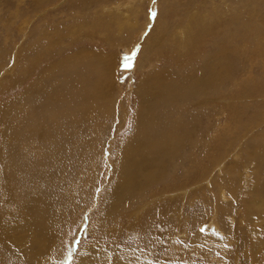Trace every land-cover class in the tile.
Instances as JSON below:
<instances>
[{
	"label": "rangeland",
	"instance_id": "1",
	"mask_svg": "<svg viewBox=\"0 0 264 264\" xmlns=\"http://www.w3.org/2000/svg\"><path fill=\"white\" fill-rule=\"evenodd\" d=\"M175 1L184 2L0 0V129L9 128L8 119L13 115L17 116L18 120L15 122L19 125V131H22V126L30 117H37L34 122H29L24 127L23 130H26L15 141L14 138L8 139L9 136L2 137L6 144L0 145V192L8 205L6 204L0 218L1 230L3 225H21L24 217L22 205L20 206L22 195L20 192L16 194L15 190L19 191L22 187V176L28 179L25 182L28 187V182L36 179L35 175L44 163L40 154L43 134H37V138L35 132L47 123L39 112L43 109L42 101L38 99L43 95L39 93L40 85L37 82L39 76L43 75L45 66L63 60L70 52L80 48H103L114 57L112 59L116 63L115 76L111 83L113 85L110 87L112 89L104 96L106 111L96 116V120L101 121L91 130L92 142L88 150L80 156L72 152L78 140V124L71 120V115L75 113L73 106L61 109L55 120L59 124L56 139L66 143L69 146L68 151L72 153L69 156L73 163L71 170L63 173V177L73 181V198L66 204V201L62 203L59 200L55 203L60 218L53 217L58 220L53 223L52 219V223L54 228H60V234L57 243L52 245L49 252L38 255L42 264H90L93 257L99 262L113 248L135 249L144 259L148 257L150 264H247L244 257L247 248L244 244L250 248V228L258 234L253 238L264 237V194L261 202L251 207V214L246 211L247 206L236 202L241 198L252 199L261 189L264 192V0H202L210 7L205 20L208 23H204L203 27L207 29L210 25L211 34L206 37L194 36V40L196 37L198 39L196 43L199 42V49L193 50L188 45V48H181L177 52L171 41V51L159 47L153 49V46L145 42L147 38H153L157 21L172 19L171 24L174 21L178 24V15L190 10L187 7L200 2L185 0L187 9L183 10L176 8V4H171L176 3ZM214 2L218 13L215 16L218 18L209 21L213 16ZM250 8L253 11L250 12ZM149 9L156 11L154 18L149 16ZM205 13L207 12L202 11V14L199 12L197 15L202 17ZM172 14L177 16L176 20ZM117 16L128 18L134 23L133 27H127L133 32L130 38L123 40L121 33L117 31L120 23L116 21ZM251 16L254 18L250 19ZM207 31L209 32V28L205 34ZM194 32L198 33L196 29ZM159 33H164L167 37L171 35L166 34V28ZM174 35L173 38H177L179 34ZM215 43L224 46H221L219 58L227 61L225 63L228 65V72L225 69L226 76L222 77L225 82L208 93L205 90L200 94L186 95L171 91V98L166 100L168 84L173 79L183 80L185 77L180 76L182 72H187V76L192 75L191 69L210 50L214 51ZM134 49L136 51L132 54ZM126 55H131L128 66L124 62ZM29 64H32L31 67ZM23 66L26 67L25 72ZM140 84L154 92L151 99L153 111L159 100H162L163 104L157 106L159 119L167 117L173 120L177 116L183 118L195 113L203 114V117L193 131L191 149L186 148L179 154H174V148L170 144V157L165 158V177L162 182H156L155 187L143 191V197L147 199H143V202L136 200L137 207L126 208L131 197L125 198L120 207L121 213L106 220L104 203L118 174L121 145L134 132V91ZM30 89L32 97L27 96ZM185 90L188 91L186 88ZM242 97L247 98L243 100ZM202 99L212 102L199 105L198 101ZM195 102L197 106L194 109L192 104ZM87 114L93 116L90 110ZM153 117L152 120H157L154 114ZM228 129L233 133L224 134ZM167 130L169 129L163 130L164 134ZM241 133L244 134L241 140L234 141L233 136ZM258 140L263 144H260L261 150L252 159H248L246 148ZM11 143L23 145L19 149L14 146L15 153H11L15 154L10 160L17 166L16 175L15 172L7 173L4 169V156L6 150L11 149ZM225 143L230 147H224ZM151 148L152 153L158 151L160 154L159 146L153 145ZM226 148H229L228 151ZM220 154L224 161L219 162L221 170H217L214 158ZM243 157L245 162H242ZM59 170L58 168L55 174H59ZM51 173L52 178L59 177L54 176L52 171ZM239 174L242 175L240 177L243 182L241 190L233 194L232 198L222 197L223 193L216 188L217 185L220 188L219 181ZM203 178L210 181V185L206 181H200ZM214 179L215 184L212 181ZM54 184L57 185L58 181L54 180ZM167 191L173 192L172 195H168ZM138 192L139 197L141 193ZM33 199H36L35 194L29 196L30 202ZM224 202L229 206L227 214H221L216 208ZM139 206L141 209L135 213ZM116 210L117 208H113L109 214ZM258 212H262L263 218L258 217ZM212 222H216L219 228L214 224L213 227ZM196 231L201 234L199 240L193 239ZM234 234L236 236L230 240ZM4 235H9L11 239L26 237L22 229L9 234L5 232ZM249 236L252 237V234ZM38 238L43 239L41 236ZM91 242L96 246L88 245ZM87 245L94 250V256H84ZM1 248L2 243L0 253ZM257 251V261L253 264H264V242ZM235 256L238 260L233 261ZM7 258L1 253L0 264H12L10 258Z\"/></svg>",
	"mask_w": 264,
	"mask_h": 264
},
{
	"label": "bare ground",
	"instance_id": "2",
	"mask_svg": "<svg viewBox=\"0 0 264 264\" xmlns=\"http://www.w3.org/2000/svg\"><path fill=\"white\" fill-rule=\"evenodd\" d=\"M217 2L218 1H216V3ZM171 4H176V8H182L183 10L190 8V10L184 11L181 15H178L179 16L178 24L176 23V21H174V23L171 24L170 20L172 19L168 21L162 20L161 22L157 21V23L155 22L156 29L153 30L155 31V33L153 34L154 36L153 38L152 37L147 38L148 40L145 43L148 42L149 46H153V49L159 47L160 49L166 48L170 51L173 48L171 46L174 45V48L177 50V52L178 50L180 52L181 48H188V45H191L193 50L199 49L197 48V44L199 42L196 43L198 40L197 37H199L198 35H200V37L201 36L206 37V35L211 34L210 25L208 27L209 32L207 31V34H205V32L208 28L204 29L203 27L204 23H208L205 22V20L208 18L209 15L208 10H210L209 9L210 7L207 6L205 3H203L202 0H200L199 4L196 5L194 3L192 7H187V8H186L187 1L185 0L184 2H176ZM202 4H205L204 5L205 7L202 6L203 9H200ZM229 8H227V10H229ZM197 9L200 10L198 11ZM107 10H109V8ZM202 11L203 12L205 11L207 13H205L204 16L202 17L197 15L199 12H201L202 14ZM213 11H214L213 16H211V18L208 19L209 21L212 19L214 20V18H218L215 16L218 14L215 7V2H214ZM251 11L253 10H251L250 8V12ZM173 16H174L173 18H175L176 20L177 16L175 15ZM252 18L254 17L251 16L250 19ZM215 20L217 21L218 19ZM116 21H118V23L120 22L119 27H117L118 29L117 28L116 29L119 33H121L122 39L124 40L130 38L133 32H131L130 29H128L127 27L134 25V23L128 18L122 19L118 16L116 17ZM102 23L106 24V22H102ZM95 24H97V22H95ZM106 26L107 25H105V27ZM165 28H166V34H171L169 37L164 36L163 35L164 33L162 34L159 33L161 29L164 30ZM195 29L198 31V33L194 32ZM198 29H203V30L199 31ZM125 33H127V35H124ZM175 33L179 34L177 35L178 36L177 38H173V36H175L174 35ZM194 36H197L195 40L193 39ZM120 38L118 39L120 40ZM169 41L173 42V44L170 45ZM221 46H223L221 43H215L214 51L210 50V53L205 54L201 58L199 64H197L195 67L191 69L192 75L187 76L188 75L187 72H182L180 76L182 78L185 77L183 80L173 79L167 86L168 94L165 97V99L168 100L171 98L170 96L171 91L176 93L183 92L186 95L187 93L196 95L197 93L200 94L205 90L208 93L210 90L217 89V87H219V84H223L225 80H223L224 81L223 82L222 79L224 78L222 77L226 76L224 71L225 69H227L228 72V68H227L228 65L226 66L225 63L227 61L225 60L223 61L222 60L223 58L222 59L219 58L220 56L219 52L222 51ZM195 47L196 49H194ZM153 49L151 48V50ZM110 56H111L110 53L107 54L103 48H93V49L80 48V50H75L70 52L68 55L64 57L63 60L57 63L53 62L45 66L43 75L39 76V81H37L38 84L40 85L39 93L40 95H43V97L38 99L39 101H42L41 106L43 109L39 112L42 119L44 121H47V123L45 126H42V128L36 129L35 135L37 136V138H39V135L43 134V138L41 139V142H43L44 146L43 144L40 146V154L43 156L44 163L43 166L37 172L38 174L35 175L36 179L34 181L28 182V187L25 186V182L28 179L22 176V180H23L22 187L20 188L19 191L15 190L14 188L16 194L20 192L22 195V203L20 204V206L22 205V211L24 213V217H23V221L21 222V225L12 223L8 226L3 225L2 230L0 229V241H1L0 243H2V248H1L2 256H4L5 258L7 257L10 258L12 264H42L41 260L38 259V255L40 253L45 254L46 252H49V249L52 247V245L57 243V239H58L57 237L60 234V228L59 229L54 228L53 223L60 218V213L57 212L58 208L55 203L56 201L59 200L62 203L66 201L65 202L66 204L68 203V201H71V199L73 198L71 191L73 181L66 180L63 177V173H67L71 170V166L73 163L69 158V156L72 154L68 151L69 146L64 142L58 141L55 137L57 136V132L59 130L58 129L59 124L55 120L60 114L61 109L73 106L75 113L71 115V120L76 121L78 124L76 128V132L78 134V140H77V144L73 149L74 151L72 152H75L77 156H80L86 150L89 149V146L92 142L91 130L95 126H98V124L101 121V120H96V116L101 115L106 111L104 96L105 94H108V92H110V89H112L110 87L111 85H113L111 83L113 81V76H115L116 63L114 64V59H112L113 56L111 57ZM32 64H29L30 65L29 67H31ZM22 69L23 72L26 71L25 66H23ZM16 80L18 81V79ZM34 85L35 83L32 85V87ZM185 88L188 90L187 92ZM134 93L136 96L134 132H132V135L128 137L126 141H124L123 145H121V149H120L121 161L118 167V174L117 176H115L108 190L107 193L108 198L104 203V218L106 220L110 219L117 213H121L122 208L120 209V207L125 198L131 197V200L128 201V205L126 206V208L130 206L137 207V205L135 204L136 200H139V202L141 201L143 202V199H147V197H143L145 190L151 187H155L156 182H162V180L165 177V173H166L165 158L167 156L168 158L170 157L169 156L170 144L174 148V154H179L182 150L186 148L191 149L192 140H193L192 137L194 138L193 131H195L197 122L203 117V114L195 113L190 116H184L183 118L177 116L173 120H169V118L167 117H165L164 119H159L158 107L160 106V103L163 104V102L162 100H159V103L157 105L158 107L156 106L155 110L153 111L151 107V99H152V95H154V92L152 91V89L147 86H144L143 84H140L135 89ZM27 96L28 97L33 96L31 94V89L28 91ZM238 98H240L239 95ZM243 98L244 97H242V99ZM246 98L244 99L246 100ZM205 100L202 99L198 101L199 105H202L205 102H212V100L209 101H205ZM192 105L194 106L195 109L197 106V102L193 103ZM88 110L92 111L93 116L87 114ZM196 111L198 110H195V112ZM153 114L157 117V120H152V118H154ZM36 119L37 117L36 118L30 117L29 120L22 126V131H19V127H18L19 125L15 122L18 120L17 116L13 115L10 119H8L10 125L7 127L9 128L6 130L0 129V145L2 146L6 144L2 138L4 136H9L8 139L10 140H12L11 138H14V141L16 140V138L21 137L22 133L26 130V128L25 130H23L24 127H26L29 124V122H34ZM227 119L231 121L230 118ZM165 128H168L169 130H167L166 133L164 134L163 130ZM244 129L246 133L247 131L246 127ZM228 130L229 131L225 132L224 134L233 133L230 129ZM243 133L238 134L237 136H233L234 141L241 140L240 138L243 137L244 135ZM23 139L25 138L23 137ZM261 142H262L261 140L255 141L246 148V154L248 159H252L254 156H256L259 153V151L261 150L260 144L263 146ZM14 144H12L10 150H6V155L4 156L5 157L4 169L7 173L15 172L16 175L17 173L16 171H18L17 166L15 165V163H13L12 160H10V158H13L12 156H14L15 154L11 155V153H15L13 150L14 146H16L17 149H19L20 147H23V145L17 146ZM227 144L225 143L224 147ZM153 145H157L160 147V154L158 151H154L152 153L151 147ZM227 147L230 146L227 145ZM228 149L229 148H226L227 151ZM219 156L222 155L220 154L214 158L216 160L214 162V165L217 166L218 168L217 170H219L221 167L220 163L224 161L223 156L222 158H220ZM242 162H245L244 157L242 159ZM58 168L60 169L59 170L60 173L55 174ZM51 171L54 173V176H59V177L52 178L53 175ZM240 175L241 174H239V176L234 175V176L226 177L224 180L219 181L220 188L218 187V185L216 188L217 190H221V193H223L222 197L226 198L227 196H230L232 198L233 194L241 190L243 182ZM28 177L30 178V176ZM215 179L212 180L214 184H215ZM54 180L58 181L57 185L54 184ZM200 181L203 182L206 181L208 182L207 185H210V181H208L205 178H203ZM57 191L59 192L57 193ZM137 191L141 193L139 197ZM172 193L173 192H168V195L169 194L172 195ZM33 194L36 195V199H33L30 202L29 196L32 197ZM150 194L152 195L153 191ZM263 194H264L263 189H261L253 195L252 199L246 200L244 198H241V199H237L236 202L238 204L240 202L244 207L247 206V208L245 209L249 214H251L253 213L252 211L253 209H251V207L261 202ZM9 196L12 197L13 195H9ZM14 199L16 200V196L14 197ZM6 204L4 202V197H2L0 192V218L4 213ZM140 206L136 208V210L134 209L135 213H137L141 209ZM113 208L115 209L117 208L119 212L116 210V212L110 215L109 213L112 212ZM216 208L217 211L221 212V214L222 213L227 214L229 212V206H227V203L225 202L222 203L220 206L217 205ZM220 212L218 214H220ZM258 215L259 218H263L262 212H258ZM53 217H57L58 219L57 218L53 219ZM52 219H53V223H52ZM213 224L216 228H219V225H217L216 222H212V226ZM6 227L9 228V230ZM3 228H5L7 231L4 230ZM19 229H22L26 233L25 239L24 238L11 239L8 237L9 235L8 236L4 235L5 232L9 234L14 230H19ZM234 232L235 230L233 232H230V234H233ZM251 234L252 237L249 236ZM249 235H248V241L250 243V248H248V245L246 246V243L244 244V247L247 248L244 257L247 264H253L257 261V255H258L257 250L263 244L264 237L260 235L259 237L262 238H257V239L256 237L253 238V236H256L258 234L257 232L254 231V229L252 230V228H250ZM39 236H41L43 239L40 240L38 238ZM235 236L236 235L234 234L232 237H230V240ZM193 239L195 240L201 239V234L198 231H196ZM88 245L94 246V243L91 242ZM88 245L85 248L84 256L90 257L93 254L94 250H92ZM233 259H234L233 261H236L238 260V257L235 256V258ZM79 264H84V263L79 262ZM90 264H150V263L148 257L144 259V257L141 256V253L138 254L137 250L135 249L113 248L111 252L107 253L104 256V258L101 259L99 262L98 260L96 262L95 257H93L91 259Z\"/></svg>",
	"mask_w": 264,
	"mask_h": 264
},
{
	"label": "snow or ice",
	"instance_id": "3",
	"mask_svg": "<svg viewBox=\"0 0 264 264\" xmlns=\"http://www.w3.org/2000/svg\"><path fill=\"white\" fill-rule=\"evenodd\" d=\"M152 2H153V3H156V0H152ZM149 16L154 18V17L156 16V11H155L154 9H149ZM135 51H136V50L134 49L132 54H134ZM130 60H131V55H126V56L124 57L125 66H128V62H129Z\"/></svg>",
	"mask_w": 264,
	"mask_h": 264
}]
</instances>
